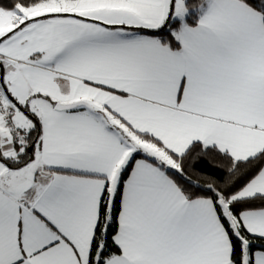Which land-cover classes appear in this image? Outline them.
Returning <instances> with one entry per match:
<instances>
[{"label": "snow or ice", "instance_id": "6c2138e0", "mask_svg": "<svg viewBox=\"0 0 264 264\" xmlns=\"http://www.w3.org/2000/svg\"><path fill=\"white\" fill-rule=\"evenodd\" d=\"M0 264H264V0H0Z\"/></svg>", "mask_w": 264, "mask_h": 264}]
</instances>
